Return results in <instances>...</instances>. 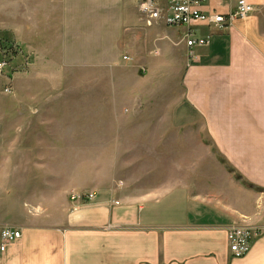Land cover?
<instances>
[{
    "label": "rangeland",
    "instance_id": "rangeland-1",
    "mask_svg": "<svg viewBox=\"0 0 264 264\" xmlns=\"http://www.w3.org/2000/svg\"><path fill=\"white\" fill-rule=\"evenodd\" d=\"M143 25L134 0H0V62L9 60L0 66L1 218L45 213L57 187L85 173L102 185L113 180L116 199L165 192L168 211L184 202L178 188L235 207L247 199L237 162L213 143L204 119L184 106L186 115L175 112L186 97L182 31L169 27L178 37L171 50L151 35L158 26ZM194 51L188 57L198 63ZM46 90L100 93L106 113L86 133L101 145L80 147L81 160L78 146L31 141V91Z\"/></svg>",
    "mask_w": 264,
    "mask_h": 264
},
{
    "label": "crops",
    "instance_id": "crops-1",
    "mask_svg": "<svg viewBox=\"0 0 264 264\" xmlns=\"http://www.w3.org/2000/svg\"><path fill=\"white\" fill-rule=\"evenodd\" d=\"M249 1L254 12L230 27L197 28L199 34L211 35L207 46L195 49L198 63L190 62L189 49L182 44L188 62L186 97L175 110L179 117L189 110L193 119H204L213 143L222 147L228 161L237 162L243 185H249L242 189L244 196L248 191L247 199L239 197L235 207L178 188L184 202H175V211H168L162 201L165 192L153 196L141 189V196L127 191L121 197L118 193L115 204L108 188L113 180L102 185L94 176L86 178V173L78 180L70 176L57 187L60 197L41 207L45 213L0 217V231L4 227L22 231V237L0 254V264H264V232L240 258L230 252L227 236L235 223L264 227V0ZM235 5L236 0H210L204 10L228 14ZM151 35L164 48L175 49L174 29L160 25ZM31 94H36L30 104L37 111L31 113L30 138L39 148L43 142L78 146L81 160L83 147L101 145L100 137L89 138L86 133L100 126L106 113L98 91ZM37 157L46 160L45 155ZM87 191H97V200L80 203L71 198L73 192Z\"/></svg>",
    "mask_w": 264,
    "mask_h": 264
},
{
    "label": "built area",
    "instance_id": "built-area-1",
    "mask_svg": "<svg viewBox=\"0 0 264 264\" xmlns=\"http://www.w3.org/2000/svg\"><path fill=\"white\" fill-rule=\"evenodd\" d=\"M143 24L148 27L164 25L180 28L182 39L191 51L205 47L210 43L211 35H201L197 28L201 25L225 29L238 19L250 16L254 5L249 0H236L234 9L228 14L209 13L204 7L210 0H134ZM192 57H196L194 54ZM127 58V57H126ZM9 60L5 56L0 62L2 68ZM97 191L73 192L71 198L80 203H90L97 200ZM115 204L119 201L113 199ZM264 227L250 223H235L228 227V241L233 257L246 256L255 241L263 234ZM22 237V231L17 227H4L0 231V254L7 251L9 245Z\"/></svg>",
    "mask_w": 264,
    "mask_h": 264
}]
</instances>
